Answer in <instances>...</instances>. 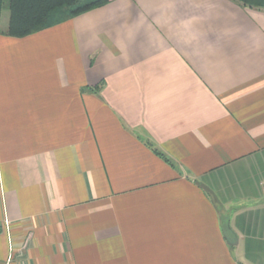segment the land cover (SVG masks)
I'll list each match as a JSON object with an SVG mask.
<instances>
[{
  "label": "crops",
  "instance_id": "obj_1",
  "mask_svg": "<svg viewBox=\"0 0 264 264\" xmlns=\"http://www.w3.org/2000/svg\"><path fill=\"white\" fill-rule=\"evenodd\" d=\"M5 6L0 264H264V9L107 0L12 38Z\"/></svg>",
  "mask_w": 264,
  "mask_h": 264
},
{
  "label": "trees",
  "instance_id": "obj_2",
  "mask_svg": "<svg viewBox=\"0 0 264 264\" xmlns=\"http://www.w3.org/2000/svg\"><path fill=\"white\" fill-rule=\"evenodd\" d=\"M242 7L264 9V0H233ZM107 0H0L7 5V36L25 38L104 6ZM160 157H163L161 154Z\"/></svg>",
  "mask_w": 264,
  "mask_h": 264
},
{
  "label": "built area",
  "instance_id": "obj_3",
  "mask_svg": "<svg viewBox=\"0 0 264 264\" xmlns=\"http://www.w3.org/2000/svg\"><path fill=\"white\" fill-rule=\"evenodd\" d=\"M27 246V241L24 243V246L22 247V249H25Z\"/></svg>",
  "mask_w": 264,
  "mask_h": 264
},
{
  "label": "rangeland",
  "instance_id": "obj_4",
  "mask_svg": "<svg viewBox=\"0 0 264 264\" xmlns=\"http://www.w3.org/2000/svg\"><path fill=\"white\" fill-rule=\"evenodd\" d=\"M3 10H6V6L3 8Z\"/></svg>",
  "mask_w": 264,
  "mask_h": 264
}]
</instances>
